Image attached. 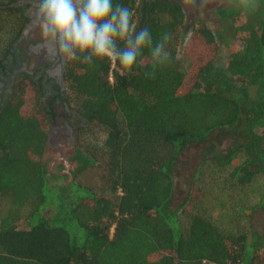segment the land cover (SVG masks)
<instances>
[{"label": "trees", "instance_id": "16d2710c", "mask_svg": "<svg viewBox=\"0 0 264 264\" xmlns=\"http://www.w3.org/2000/svg\"><path fill=\"white\" fill-rule=\"evenodd\" d=\"M124 2L138 18L137 1ZM11 9L0 7V61L18 31ZM144 9L154 42L170 33L166 64L153 68L148 48L130 71L115 59L66 64V100L87 119L68 170L45 159L48 109L33 81L0 109V264H264V227L251 220L264 211V0H227L223 30L205 23L190 37L212 56L230 30L222 65L190 46L179 56L182 5ZM224 139L226 149L213 144ZM209 142L175 207L181 155ZM224 171L235 187L262 179L258 201L236 206L227 226L200 210L203 178Z\"/></svg>", "mask_w": 264, "mask_h": 264}, {"label": "clouds", "instance_id": "9594fccd", "mask_svg": "<svg viewBox=\"0 0 264 264\" xmlns=\"http://www.w3.org/2000/svg\"><path fill=\"white\" fill-rule=\"evenodd\" d=\"M136 15L124 0H38L33 26L45 49L63 60L92 66L115 59L130 71L148 48L153 68L166 64L170 33L154 42L150 27H140Z\"/></svg>", "mask_w": 264, "mask_h": 264}, {"label": "flooded vegetation", "instance_id": "af4514ba", "mask_svg": "<svg viewBox=\"0 0 264 264\" xmlns=\"http://www.w3.org/2000/svg\"><path fill=\"white\" fill-rule=\"evenodd\" d=\"M136 1L138 7L136 19L139 25L145 13L144 7L155 1L177 2L183 6L187 16L191 13L213 14L226 2V0ZM0 7L14 9L13 20L19 24L16 28L17 33H13L10 39L7 53L0 61V109L5 107L14 95L18 83L26 80L33 81L40 90L42 100L48 109L47 147L61 142L63 146L70 148L77 138L79 128L86 125L87 119L66 100L65 69L68 61L48 52L42 44L39 28L33 26L38 0H0Z\"/></svg>", "mask_w": 264, "mask_h": 264}, {"label": "rangeland", "instance_id": "374dc122", "mask_svg": "<svg viewBox=\"0 0 264 264\" xmlns=\"http://www.w3.org/2000/svg\"><path fill=\"white\" fill-rule=\"evenodd\" d=\"M227 2V0H226ZM224 3V5L226 4ZM200 14V15H199ZM222 18L214 12L195 14L191 13L190 16L186 15L185 21V38L180 44L179 56L186 54L187 47L190 46L191 52L193 51V57L202 59L203 57L211 56L206 49L198 48V46L190 41V37L194 34V31L201 24H208L215 31L223 30L221 27ZM225 37L219 38V45H217L216 51L212 53V59L217 64H224L230 53V45L232 44L233 37L230 30H225ZM1 38V37H0ZM4 46V45H3ZM3 49L0 47V50ZM78 134L76 135V137ZM101 133H96L94 137H100ZM60 138V136H58ZM92 137V139H95ZM96 140V139H95ZM227 139H224L222 143L219 141H213L218 149H226L228 147ZM212 142L208 144H194L191 145L180 158V162L176 173V190L173 197V205L175 207L182 204L185 200L189 190L191 181L195 178L197 167L205 154L206 149L212 145ZM77 144V138L72 146H63L60 142L57 145L50 144L45 152V159L48 161L50 168L53 171L61 172L70 168L69 158L74 153ZM64 169V170H63ZM94 177L91 171L85 174L84 180ZM202 185L205 190V197L201 203L200 210L208 212L212 218L221 225H230L236 222L234 218V210L236 206L244 203H252L258 201L259 190L261 188L262 179H258L251 186L240 188L233 186L232 182L227 179V173L225 171L222 174L206 175L202 180ZM252 223L258 230H263L264 227V211L257 209L252 213Z\"/></svg>", "mask_w": 264, "mask_h": 264}]
</instances>
